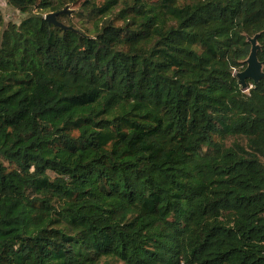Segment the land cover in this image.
I'll return each mask as SVG.
<instances>
[{
	"label": "trees",
	"instance_id": "obj_1",
	"mask_svg": "<svg viewBox=\"0 0 264 264\" xmlns=\"http://www.w3.org/2000/svg\"><path fill=\"white\" fill-rule=\"evenodd\" d=\"M6 1L0 264H264V0Z\"/></svg>",
	"mask_w": 264,
	"mask_h": 264
},
{
	"label": "water",
	"instance_id": "obj_2",
	"mask_svg": "<svg viewBox=\"0 0 264 264\" xmlns=\"http://www.w3.org/2000/svg\"><path fill=\"white\" fill-rule=\"evenodd\" d=\"M69 12V10L65 9L61 12L48 13L44 18L50 24H53L63 30H68L71 28L59 22L58 17ZM248 42L251 44V51L249 57L246 60L247 68L244 71L236 74L239 84L243 90H247L249 88L248 81H252L254 84H259L260 81L264 79L263 64L258 58V52L261 49L260 45L258 44V35L255 37H249Z\"/></svg>",
	"mask_w": 264,
	"mask_h": 264
},
{
	"label": "rangeland",
	"instance_id": "obj_3",
	"mask_svg": "<svg viewBox=\"0 0 264 264\" xmlns=\"http://www.w3.org/2000/svg\"><path fill=\"white\" fill-rule=\"evenodd\" d=\"M0 8L3 12L4 18L6 22H14L19 24L24 18L25 16L22 15L19 11L9 7L7 5V1L6 0H0ZM69 11H72L71 13H74L73 11H78V7L77 6H72L71 8L67 9ZM48 13H46L45 15H47ZM66 24H73L75 27L84 30L87 33H93L92 27L90 24L85 23L84 21L78 20L77 16L75 14H70V18L64 21ZM1 35V34H0ZM247 60V59H246ZM246 60L244 61L245 63V67L243 70L240 71H235V73H239L244 71L247 68V63ZM250 89V88H249ZM245 91H248L245 90Z\"/></svg>",
	"mask_w": 264,
	"mask_h": 264
}]
</instances>
